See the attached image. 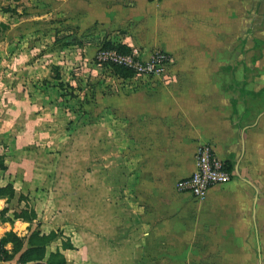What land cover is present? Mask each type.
Instances as JSON below:
<instances>
[{
  "label": "rangeland",
  "instance_id": "1",
  "mask_svg": "<svg viewBox=\"0 0 264 264\" xmlns=\"http://www.w3.org/2000/svg\"><path fill=\"white\" fill-rule=\"evenodd\" d=\"M251 16L242 0H0V187L15 193L0 201L8 211L0 222L55 231L83 249L115 191L127 213L136 207L123 179L138 165L152 161L143 175L152 184L143 179L136 192L142 206L151 189L180 194L194 163L182 124L222 131L229 100L242 96L227 56L241 60ZM113 51L140 65L165 56L166 65L138 75L103 60ZM163 119L176 135L165 152L151 141L164 132H135ZM223 250L216 264H225ZM233 252V264H253L257 254Z\"/></svg>",
  "mask_w": 264,
  "mask_h": 264
},
{
  "label": "crops",
  "instance_id": "2",
  "mask_svg": "<svg viewBox=\"0 0 264 264\" xmlns=\"http://www.w3.org/2000/svg\"><path fill=\"white\" fill-rule=\"evenodd\" d=\"M246 2L253 16L243 22L248 29L242 35L241 60L233 64L234 56L228 55L227 61L231 57L232 64L226 66L239 84L240 101L236 97L229 100L230 108L226 109L229 116L222 121L221 132L218 123L209 121L202 124L210 132L193 129L195 122H191V129L182 124L181 143L192 147L194 160L200 143L214 144L219 158L231 168V182L212 189L202 203L188 195L156 194L151 189L147 205L142 206L136 200V192L143 179L151 183L143 175L152 161L149 159L143 166L138 162L136 172L125 174L123 179L129 180L130 192L135 193L130 196V203L136 206L133 211L127 213L123 205L117 203L115 191L117 202L99 214L94 244L85 241L82 249L69 240L57 239L47 246V258L59 251L67 264H216L218 257L214 251L221 248L224 258L218 262L233 264V250L237 248L256 249L253 264H264V0H242ZM227 3L230 4V0ZM231 3L234 6V0ZM162 110L168 112L169 108L163 105ZM233 115L240 117L241 126H237ZM139 121L140 126L145 123ZM169 128L170 121L163 119L159 128L141 126L135 132H164L165 137L151 141L159 142L160 151L165 152L174 142L170 137L176 136L173 132L167 134ZM133 218L140 221L136 223ZM22 228L21 221L14 226L0 222L3 230L0 238L12 230L24 239L23 249L18 254H14L12 245L5 246L11 258L0 259V264H21V255L29 249L28 237L36 229ZM37 230L43 235L57 233L45 228ZM159 237L162 239L157 241ZM68 243L73 250L63 249V244ZM249 261L241 263L250 264Z\"/></svg>",
  "mask_w": 264,
  "mask_h": 264
},
{
  "label": "built area",
  "instance_id": "3",
  "mask_svg": "<svg viewBox=\"0 0 264 264\" xmlns=\"http://www.w3.org/2000/svg\"><path fill=\"white\" fill-rule=\"evenodd\" d=\"M157 1V0H146ZM104 61L110 62L124 70H132L138 75H150L158 73L166 65L165 56H157L151 63L145 65L137 64L131 57L126 58L116 51L108 53ZM216 147L211 143H200L197 147L194 160V169L190 176L180 180L177 191L188 195L194 200L204 201L209 192L220 186L231 182L233 173L229 170L225 161L219 158ZM1 242V239H0ZM6 247L0 244V257H3Z\"/></svg>",
  "mask_w": 264,
  "mask_h": 264
},
{
  "label": "trees",
  "instance_id": "4",
  "mask_svg": "<svg viewBox=\"0 0 264 264\" xmlns=\"http://www.w3.org/2000/svg\"><path fill=\"white\" fill-rule=\"evenodd\" d=\"M124 70V69H123ZM229 167V166H228ZM6 167L0 162V171H5ZM229 170L231 168L229 167ZM14 190L11 186H6L4 188L0 187V201L7 200L11 201L14 199ZM8 213L7 210L0 211V219L5 217ZM23 217V216H21ZM59 239L57 233L52 232L49 235H43L39 230H35L28 237L27 243L29 249L26 250L20 257L21 264H67V261L63 255L57 251L52 253L47 258V246ZM0 244L2 246L12 245L14 254H18L22 251L24 246V239H20L14 232H9L4 238H2ZM64 250H73L71 243L63 244ZM11 256L5 251L3 257L0 259L9 260Z\"/></svg>",
  "mask_w": 264,
  "mask_h": 264
}]
</instances>
